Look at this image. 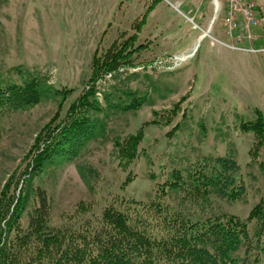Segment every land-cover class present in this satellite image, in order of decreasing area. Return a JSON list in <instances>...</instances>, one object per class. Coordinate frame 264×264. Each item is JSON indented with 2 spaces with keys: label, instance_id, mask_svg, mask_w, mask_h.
<instances>
[{
  "label": "rangeland",
  "instance_id": "rangeland-1",
  "mask_svg": "<svg viewBox=\"0 0 264 264\" xmlns=\"http://www.w3.org/2000/svg\"><path fill=\"white\" fill-rule=\"evenodd\" d=\"M169 1L160 0L156 12L176 26L188 45L160 52L155 16L141 23L155 0H0V79L21 82L35 75L55 88L73 89L66 99L45 94L37 104L0 117V196L11 175L27 166L26 154L47 122L57 113L63 118L82 92L93 89L100 108L92 112L97 128L69 155H53L32 176L34 188L44 190L52 204V228H77L87 219L95 226L109 202L147 201L172 169L185 173L198 161L228 152L238 156L246 194L239 200L213 194L204 212L247 217L264 195V151L248 164L254 135L240 129V120L255 119L256 108L264 113V51H247L264 47V0H240L242 6L257 4V22L235 15L232 35L225 24L229 0H219L218 12L215 0ZM211 21L210 37L196 46L192 59L175 67L173 56L192 52ZM250 34L256 36L253 43ZM214 37L237 48L213 44ZM124 45L128 61L89 82L95 54L104 56ZM133 92L143 99L139 109L127 107ZM155 118L168 119L170 125L151 123ZM146 122L141 153L124 170L115 142ZM129 175L134 180L125 185ZM22 181L12 188L17 199L23 197ZM38 205L32 189L21 210V229H28ZM9 218L2 223L5 230ZM14 233L9 231V237Z\"/></svg>",
  "mask_w": 264,
  "mask_h": 264
},
{
  "label": "trees",
  "instance_id": "trees-1",
  "mask_svg": "<svg viewBox=\"0 0 264 264\" xmlns=\"http://www.w3.org/2000/svg\"><path fill=\"white\" fill-rule=\"evenodd\" d=\"M152 9L153 5L148 13ZM148 13L141 23L145 22ZM129 56L130 51L125 45L120 49H109L104 56L96 53L89 82L102 71L128 61ZM72 92L73 89L55 88L35 75H29L21 82L0 79V117L37 104L45 94L66 99ZM134 94H129L132 99L127 107L139 109L143 99ZM99 109L95 91L82 92L68 108L65 119L57 113L47 122L26 154L28 164L25 169L15 171L7 181L0 196V264H261L264 195L245 218L230 212H204L213 194L231 200L242 199L246 194V183L235 152L207 157L192 164L185 173L180 168L172 169L164 185L155 188L147 201L109 202L95 226L87 219L77 228L70 225L52 228L49 225L52 204L44 190L34 188L32 176L40 173L53 155L64 151L69 155L79 143H84L98 126L92 112ZM255 114L253 120H240L241 131L254 135L248 164L257 162L264 151V113L256 108ZM151 123L168 126L170 120L155 118ZM148 124L144 123L135 133L115 142L118 164L124 170L128 171L139 157L144 142L143 128ZM21 180L23 197L17 199L12 188L15 186L16 189ZM132 180L134 178L129 175L125 185ZM32 189L39 205L28 229L23 230L20 227L21 210ZM189 205H199L201 210ZM77 211L80 212V208ZM9 216L5 230L2 223ZM253 221L256 224L250 234ZM12 230L15 233L9 237Z\"/></svg>",
  "mask_w": 264,
  "mask_h": 264
},
{
  "label": "built area",
  "instance_id": "built-area-1",
  "mask_svg": "<svg viewBox=\"0 0 264 264\" xmlns=\"http://www.w3.org/2000/svg\"><path fill=\"white\" fill-rule=\"evenodd\" d=\"M166 1H169V0H166ZM239 2H240V0H233V2H232V0H229V8H228L229 12H228V16L226 15L227 21L225 22V24H226V27H228V34H231V35L233 34V29H234L232 27L238 25V19L241 15H243L248 20V23L257 22V20L255 19L254 15H253V12L256 9L257 4L250 3V4H247L245 6H242L241 2L240 3ZM169 3H170V1H169ZM218 3H219V0H215L216 10L218 8ZM235 15L238 16V19H235ZM236 20H237V23H236ZM214 24H215L214 21H211V23H209L207 31H204V33L201 35L202 38L206 37V36L210 37L211 30L213 29ZM254 36H253V34L252 35L250 34V38H251L250 41L252 43L254 42V40H255L254 38L256 37V36L255 37ZM213 39L223 43L222 41H220L219 39H217L215 37ZM235 42H238V40ZM223 44H225V43H223ZM227 45L232 47V48H235V49L237 48L235 45H229V44H227ZM247 51L261 52V51H264V47L256 48V49L252 47V48L247 49ZM194 55H195L194 50L190 53L174 55L173 59H174L175 67L181 65L183 62H186V61L192 59L194 57Z\"/></svg>",
  "mask_w": 264,
  "mask_h": 264
},
{
  "label": "crops",
  "instance_id": "crops-1",
  "mask_svg": "<svg viewBox=\"0 0 264 264\" xmlns=\"http://www.w3.org/2000/svg\"><path fill=\"white\" fill-rule=\"evenodd\" d=\"M159 2V1H158ZM158 2L154 3L153 4V9L147 14V17H146V21H145V24L147 23V20H149V18L151 16H155V20H156V29H157V32H158V35L156 37H158V43H159V47H162L160 52H163L165 50L166 47H175V46H180L183 47L184 44L188 45L186 42H185V38L184 37H181V33L180 31L176 28L175 25H173L172 23H167V21L165 20L163 14L161 12H156L157 10V5H158ZM154 23V24H155ZM163 26H168L167 29H164ZM206 27V25L204 26ZM169 29V30H168ZM200 36V35H199ZM188 39V38H187ZM205 39V38H204ZM204 39H200L199 37L196 39V43H195V48L196 46L199 45V43L201 41H203ZM212 40V39H211ZM213 41V40H212ZM211 41V42H212ZM213 44L214 43H219L217 41H213L212 42ZM220 44V43H219ZM194 46H191V48H193ZM179 48V49H180ZM190 47H188L189 49ZM175 49V48H174ZM194 49V48H193ZM177 50H173V52H175ZM189 51V50H188ZM184 52V51H182ZM181 52V53H182ZM223 51L219 50V53L222 54ZM176 53V52H175ZM163 54V53H162ZM161 56V55H160Z\"/></svg>",
  "mask_w": 264,
  "mask_h": 264
},
{
  "label": "bare ground",
  "instance_id": "bare-ground-1",
  "mask_svg": "<svg viewBox=\"0 0 264 264\" xmlns=\"http://www.w3.org/2000/svg\"><path fill=\"white\" fill-rule=\"evenodd\" d=\"M218 10H219V3H218V8H217V12H218Z\"/></svg>",
  "mask_w": 264,
  "mask_h": 264
}]
</instances>
